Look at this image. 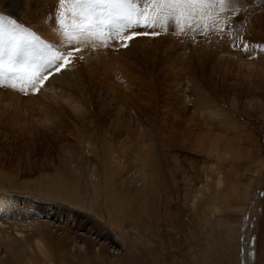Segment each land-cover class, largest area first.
Here are the masks:
<instances>
[{
	"label": "rangeland",
	"instance_id": "obj_1",
	"mask_svg": "<svg viewBox=\"0 0 264 264\" xmlns=\"http://www.w3.org/2000/svg\"><path fill=\"white\" fill-rule=\"evenodd\" d=\"M148 3L67 0L62 8L30 0L24 20L0 3L3 71L39 63L45 45L66 50L58 44L62 18L87 15L114 31ZM203 11L199 23L161 21L159 35L127 47L82 42L72 76L53 74L38 93L0 86V200L26 198L79 216L86 235L66 215L54 229L55 240L68 237L51 247L66 253L64 264H264V0ZM67 155L77 158L74 174L63 171ZM72 176L73 202L38 191ZM130 190L127 211L116 214L120 193ZM71 235L87 243V262L75 260ZM13 254L0 249L9 264Z\"/></svg>",
	"mask_w": 264,
	"mask_h": 264
},
{
	"label": "bare ground",
	"instance_id": "obj_2",
	"mask_svg": "<svg viewBox=\"0 0 264 264\" xmlns=\"http://www.w3.org/2000/svg\"><path fill=\"white\" fill-rule=\"evenodd\" d=\"M16 2L14 0H0V3L3 4V7H7L8 10L12 12L14 11L19 20H24L31 10L29 6L30 0H19L18 3ZM11 22H12V31H16L15 26H17L18 22H16L15 20ZM58 33H62V32L58 31ZM65 39L66 37L63 35V37L60 38L58 44L62 45V43L65 42ZM61 72L63 74H70L72 76V74L70 73V69H67L66 71L63 70ZM54 74H57V73H54ZM58 76H62V75L58 74ZM55 80L61 82L62 84L65 82V80L61 78H55ZM67 82L71 83V85H74V87H76V89L79 92L81 91L80 89L81 86L79 87V85L81 84L80 82H77V81L76 82L67 81ZM119 110L121 112H124L123 111L124 109L122 108V106L119 107ZM120 116H123V115L120 114ZM89 149L94 152L95 147L92 145V143H89ZM64 158L65 160L63 164V171L65 172V170H69V171L71 170L72 173L74 174L73 171L75 170V168H72V163L73 161H76L77 158H74V156L69 157L68 155L64 156ZM143 159H146V158L139 159V163L143 167V171H145L144 169L147 166V161ZM71 178L69 179V177H67L65 184H63L62 186L53 184V183L51 184L46 183L44 188H40V190L38 191L44 195L45 194L48 196L51 195V196H55L56 198H60V197H57L58 195L62 196L66 194L65 197L67 198V200L69 199L71 200V202H73L77 199L76 191L74 190H76L75 186H76V181L78 179L75 176H72ZM60 183L62 184V182ZM93 184H94V181H93ZM127 191H129V189ZM131 192L132 191L130 190V192L125 193V194L120 193V198L118 202L120 203V207L116 206L114 209V211H116V214L120 213L121 210L125 212L127 211L126 209L128 208H126L125 206H127V203H129V201L131 200V197H132V195H130ZM113 205L112 206L110 205V206L113 208L114 207ZM47 206L48 205H46L43 208L42 207L40 208L38 204L35 205L34 202L29 199L13 197V196H7L4 202L0 200V249H4V251H6L8 254H13V253H14L13 255L16 254L15 259H13L12 260L13 262H11L10 264H36V262L43 263V264H58L59 263L57 261L58 255L53 253V251H51V247L57 246L60 240H64L65 238H68L67 236H65L64 239L60 238L59 240V238H57L58 241L55 240L56 236H55L54 229L58 226V223L63 221V216L65 215L67 216V222L69 221L72 223L73 221V223H75L76 225L74 226L75 228L77 227L83 233L85 232L84 235L87 234V231H84L85 227L83 226V224L77 221L79 216H75V214H73L71 210H68L69 213L68 212L64 213L62 211L58 212V210L56 209L58 205L51 206L50 208H53L52 210L50 208H47ZM58 208L60 207L58 206ZM52 213H55V215L52 216ZM113 217H116V216H113ZM118 221L120 224H122L120 220ZM91 229L92 227H90L88 231ZM53 240L57 242L52 243ZM70 240H71V244L73 245L71 247V250H74V252L72 251V253H74L77 256L75 257V260L78 261L80 260V258L84 256L83 260L85 258L84 262H87L89 259L88 252H87V245H86L87 243L81 240L78 241L76 235H71ZM66 241L68 240L66 239ZM18 245H20L21 251L16 250V247ZM62 247L63 245L59 248L63 249ZM96 251H97L96 255L97 256L102 255L100 258L103 260L105 258V255L102 254L103 252L101 253V250L99 248ZM60 253L61 255L58 257L61 260L60 261L61 264H64L65 263L64 258L67 257L65 256L66 253L63 250L62 252L60 251ZM24 258H26L28 262L22 263L21 261H23ZM32 260L36 262H33ZM73 261H74V258H73ZM0 264H9V263H7L5 260L3 261L2 259H0Z\"/></svg>",
	"mask_w": 264,
	"mask_h": 264
},
{
	"label": "snow or ice",
	"instance_id": "obj_3",
	"mask_svg": "<svg viewBox=\"0 0 264 264\" xmlns=\"http://www.w3.org/2000/svg\"><path fill=\"white\" fill-rule=\"evenodd\" d=\"M59 2L63 8L67 0H59ZM73 7L75 8V3ZM227 8L228 0H149L143 9L126 14L122 18L123 22L114 31H105L104 28L107 26L103 22L97 24L87 15L81 16L79 21L73 19L70 23L62 18V34L66 37L65 44L68 45V48L61 51L51 45H45L47 54L39 63L21 66L7 75L3 71V63L0 62V86L9 87L25 94L29 90L38 93L50 76L54 73H60L70 66L82 51L78 47L82 42L87 45L89 41L96 38L104 45L114 40L120 42L122 47H127V42L138 36L159 35L154 29L163 27L161 21L175 19L178 24L181 20L199 23V20L196 19L197 16L203 20L205 15H208L203 11L204 9H219L220 12H225ZM208 18L211 19L212 17L209 15ZM141 27L145 31L135 30ZM147 29H153V31L150 33ZM24 31L30 38L37 40L34 33Z\"/></svg>",
	"mask_w": 264,
	"mask_h": 264
}]
</instances>
